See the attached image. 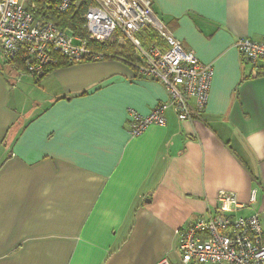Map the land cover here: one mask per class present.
<instances>
[{"label":"crops","instance_id":"0c3cea01","mask_svg":"<svg viewBox=\"0 0 264 264\" xmlns=\"http://www.w3.org/2000/svg\"><path fill=\"white\" fill-rule=\"evenodd\" d=\"M151 2L214 76L201 113L138 136L127 110L165 101L160 82L105 59L36 78L0 49V264H182L176 231L221 190L264 231V75L234 46L264 41V0Z\"/></svg>","mask_w":264,"mask_h":264},{"label":"built area","instance_id":"2783aa9c","mask_svg":"<svg viewBox=\"0 0 264 264\" xmlns=\"http://www.w3.org/2000/svg\"><path fill=\"white\" fill-rule=\"evenodd\" d=\"M49 10L60 15L80 14L85 37L61 29L47 17ZM147 27L156 30L167 45L142 46L135 34ZM117 30L134 45L139 59L135 75L160 82L167 94L147 115L127 110L130 135H140L151 124L164 125L168 108L179 121L205 109L213 65L202 62L194 50L167 32L153 13L151 0H0V49L7 61L33 77L44 73L56 53L70 63L103 60L87 40L105 41ZM234 46L251 64L253 76L264 72V41L243 37ZM256 192V188L250 190L249 204L255 202ZM240 207L233 192L221 190L213 211L177 230L181 263L264 264L260 217L257 213L237 216ZM156 264L171 263L162 258Z\"/></svg>","mask_w":264,"mask_h":264},{"label":"trees","instance_id":"16d2710c","mask_svg":"<svg viewBox=\"0 0 264 264\" xmlns=\"http://www.w3.org/2000/svg\"><path fill=\"white\" fill-rule=\"evenodd\" d=\"M40 6L41 3L38 2ZM80 14L72 15H60L53 11L47 12V17L51 18L61 29L68 30L76 36L85 37V30L82 27V19L79 17ZM116 32V31H115ZM113 33L105 41H92L87 40L88 46L96 53L103 55L105 60H117L123 62L134 71H136L137 65L139 64V59L135 53L133 43L125 38L122 40L120 34ZM135 37L139 40L140 44L144 47L150 46L152 43L157 45H167L162 40V36L153 28L147 27L139 30ZM54 60L51 62L44 70V73L40 76H44L47 72L69 64H73L67 61V59L59 54H53ZM91 61V60H86ZM261 72L260 74H263ZM259 75V74H258ZM36 77V78H40Z\"/></svg>","mask_w":264,"mask_h":264},{"label":"rangeland","instance_id":"374dc122","mask_svg":"<svg viewBox=\"0 0 264 264\" xmlns=\"http://www.w3.org/2000/svg\"><path fill=\"white\" fill-rule=\"evenodd\" d=\"M116 32H117V33L119 32L118 34H120V36H121V39H119V40H122V39H124V37H123V36H124V34H122V33H121L119 30H117ZM116 32H115V33H116ZM125 38H126V36H125Z\"/></svg>","mask_w":264,"mask_h":264}]
</instances>
